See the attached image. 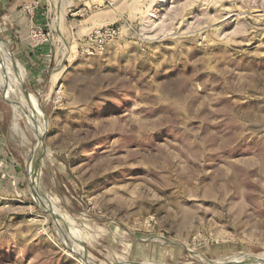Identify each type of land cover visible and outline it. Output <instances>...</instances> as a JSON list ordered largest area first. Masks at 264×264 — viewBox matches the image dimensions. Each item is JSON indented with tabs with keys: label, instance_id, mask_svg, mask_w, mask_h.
<instances>
[{
	"label": "rangeland",
	"instance_id": "obj_1",
	"mask_svg": "<svg viewBox=\"0 0 264 264\" xmlns=\"http://www.w3.org/2000/svg\"><path fill=\"white\" fill-rule=\"evenodd\" d=\"M100 26L118 33L87 53ZM249 255L264 0H0V264Z\"/></svg>",
	"mask_w": 264,
	"mask_h": 264
},
{
	"label": "built area",
	"instance_id": "obj_2",
	"mask_svg": "<svg viewBox=\"0 0 264 264\" xmlns=\"http://www.w3.org/2000/svg\"><path fill=\"white\" fill-rule=\"evenodd\" d=\"M118 33L115 27L100 26L85 35V51L92 53L93 49L102 47L106 41L113 39Z\"/></svg>",
	"mask_w": 264,
	"mask_h": 264
},
{
	"label": "bare ground",
	"instance_id": "obj_3",
	"mask_svg": "<svg viewBox=\"0 0 264 264\" xmlns=\"http://www.w3.org/2000/svg\"><path fill=\"white\" fill-rule=\"evenodd\" d=\"M35 114L36 115L38 114L37 117L40 119L41 122L43 121L42 122L43 123L42 124V128H43V131H44L45 127H46V125H44V119H42V116L40 115L39 112H37ZM51 212H53L55 215H59L60 214V213L58 214L56 212V210L55 211H51ZM59 216H60L61 219H63V216L61 214ZM77 253H79L80 257L82 256L81 253L78 251V249H77ZM255 260L263 261V263H264V256H262V255H249L247 259L233 258V259L221 260L220 262H222V264H254Z\"/></svg>",
	"mask_w": 264,
	"mask_h": 264
},
{
	"label": "crops",
	"instance_id": "obj_4",
	"mask_svg": "<svg viewBox=\"0 0 264 264\" xmlns=\"http://www.w3.org/2000/svg\"><path fill=\"white\" fill-rule=\"evenodd\" d=\"M95 22H96V19L95 20L94 19L93 20L92 19H89V20H85L84 21L85 24L86 23H89L90 25L93 24V23H95ZM17 37H18L19 42H23L24 38L26 39V36L24 37V35H18Z\"/></svg>",
	"mask_w": 264,
	"mask_h": 264
},
{
	"label": "water",
	"instance_id": "obj_5",
	"mask_svg": "<svg viewBox=\"0 0 264 264\" xmlns=\"http://www.w3.org/2000/svg\"><path fill=\"white\" fill-rule=\"evenodd\" d=\"M8 53H9V51H8ZM10 54V53H9ZM11 55V54H10ZM49 212H50V214L52 215V216H54V217H56L57 218V216L53 213V212H51L50 210H49ZM84 262L86 263V264H91V263H88L87 261H85L84 260ZM93 264V263H92Z\"/></svg>",
	"mask_w": 264,
	"mask_h": 264
}]
</instances>
